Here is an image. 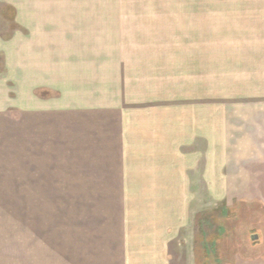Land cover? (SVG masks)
<instances>
[{
	"label": "rangeland",
	"instance_id": "obj_1",
	"mask_svg": "<svg viewBox=\"0 0 264 264\" xmlns=\"http://www.w3.org/2000/svg\"><path fill=\"white\" fill-rule=\"evenodd\" d=\"M162 83L200 86L233 133L205 264H264V124L242 113L263 108L264 0H0V264H97L119 227L114 109Z\"/></svg>",
	"mask_w": 264,
	"mask_h": 264
},
{
	"label": "crops",
	"instance_id": "obj_2",
	"mask_svg": "<svg viewBox=\"0 0 264 264\" xmlns=\"http://www.w3.org/2000/svg\"><path fill=\"white\" fill-rule=\"evenodd\" d=\"M160 89L144 101H130L128 109H114L119 113V227L104 223L106 231L98 229L99 243L88 248L97 264H205L212 253L216 259V239L203 232L200 219L219 197L235 195L234 174L227 173L236 165L228 116L220 126L216 109L203 110L200 86L189 95L184 89L170 95L169 84ZM258 98L263 108L242 112L252 128L264 124V94Z\"/></svg>",
	"mask_w": 264,
	"mask_h": 264
},
{
	"label": "water",
	"instance_id": "obj_3",
	"mask_svg": "<svg viewBox=\"0 0 264 264\" xmlns=\"http://www.w3.org/2000/svg\"><path fill=\"white\" fill-rule=\"evenodd\" d=\"M251 239L254 240V239H256V237L255 236H252Z\"/></svg>",
	"mask_w": 264,
	"mask_h": 264
}]
</instances>
